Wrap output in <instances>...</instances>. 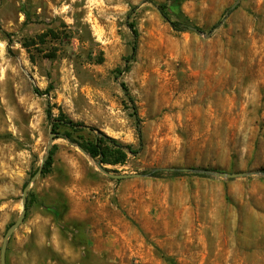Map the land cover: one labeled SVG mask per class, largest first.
<instances>
[{"label": "rangeland", "instance_id": "obj_1", "mask_svg": "<svg viewBox=\"0 0 264 264\" xmlns=\"http://www.w3.org/2000/svg\"><path fill=\"white\" fill-rule=\"evenodd\" d=\"M48 110L93 130H56L6 264H264V0H0V247ZM96 132L136 152L113 174H253L112 180L76 145Z\"/></svg>", "mask_w": 264, "mask_h": 264}, {"label": "trees", "instance_id": "obj_2", "mask_svg": "<svg viewBox=\"0 0 264 264\" xmlns=\"http://www.w3.org/2000/svg\"><path fill=\"white\" fill-rule=\"evenodd\" d=\"M154 5L156 6L160 16L169 24L172 30H174L175 32H186L190 30V26L188 24L177 22V21H172L169 19L167 12H166L167 8L165 4H154ZM25 17L27 20L28 15H25ZM129 28L132 32V37H133L132 54H131V57L133 58L137 52L138 33L135 30L133 23L129 24ZM30 43H32V41ZM25 47L27 48V45H25ZM34 92L40 95V92L38 89H35ZM126 96L133 105V117L135 118V122H136V131H137L138 136L141 137L140 119L138 117L136 108L133 104L132 98L129 96L127 92H126ZM47 117L49 121H51V123L53 122L52 132L55 135H56L55 132L59 127H65L71 130H76L78 128L93 130L92 128H87L83 126V124L74 123L70 119H67L63 114H61L58 119L53 120L50 110L47 111ZM96 133L97 134L94 137L93 142H90L85 145L84 144H76V145H78L87 155H89L96 162L100 163L102 166L103 165H112V166L123 165L127 158V152L132 155L136 153L134 150H132L129 147L120 146L119 144H117L115 140L107 138L100 132H96ZM65 137L68 140L70 139V136L68 134H65ZM51 165H52V150H50L49 156L44 164L42 175H45L48 173L49 169L51 168ZM260 173H264V169H262ZM144 175L146 177H150L153 179H160L164 177V175H167V177L169 178H174V177H178L182 175V173L176 172V171L171 172V171H165V170H160V169H153V170H149L145 172ZM197 176L204 177L203 175H197ZM27 205H28V202H26V210H27Z\"/></svg>", "mask_w": 264, "mask_h": 264}, {"label": "water", "instance_id": "obj_3", "mask_svg": "<svg viewBox=\"0 0 264 264\" xmlns=\"http://www.w3.org/2000/svg\"><path fill=\"white\" fill-rule=\"evenodd\" d=\"M235 3L231 9H235L236 7ZM190 30L195 31L199 34H202L200 31L191 28ZM208 37V36H207ZM53 129V123H50L49 125V139H48V145L45 149V156L42 158L40 166L36 173L30 178L29 182L26 184L22 191V197H21V212L20 215L18 216L17 220L10 225L3 237L1 247H0V264H6V251H7V246L9 239L12 237L14 232L22 225V223L25 220L26 217V202H27V194L28 191L33 183L37 181V179L42 175L43 167L44 164L48 158L49 152L53 146L55 134L52 132ZM78 149L82 152L85 153L80 147ZM95 166L97 169L103 173L105 176H107L109 179L112 180H127V179H133V178H140V177H146L145 175L142 174H113L108 171L102 165L98 162H95ZM160 170H165V171H176L180 173H192V174H198V175H205V176H210L214 177L216 179H236V178H242V177H247L249 175H252L253 173H220V172H213V171H205V170H191V169H160ZM260 175L264 176V173H260Z\"/></svg>", "mask_w": 264, "mask_h": 264}]
</instances>
